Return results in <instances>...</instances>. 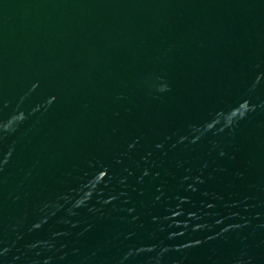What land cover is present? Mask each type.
Segmentation results:
<instances>
[{
	"label": "water",
	"instance_id": "obj_1",
	"mask_svg": "<svg viewBox=\"0 0 264 264\" xmlns=\"http://www.w3.org/2000/svg\"><path fill=\"white\" fill-rule=\"evenodd\" d=\"M0 264H264V0H0Z\"/></svg>",
	"mask_w": 264,
	"mask_h": 264
}]
</instances>
